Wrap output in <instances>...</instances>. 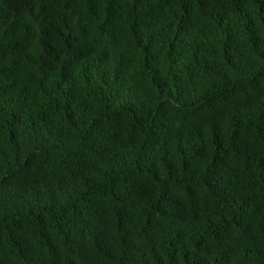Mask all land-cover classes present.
<instances>
[{
  "label": "trees",
  "instance_id": "16d2710c",
  "mask_svg": "<svg viewBox=\"0 0 264 264\" xmlns=\"http://www.w3.org/2000/svg\"><path fill=\"white\" fill-rule=\"evenodd\" d=\"M0 264H264V0H0Z\"/></svg>",
  "mask_w": 264,
  "mask_h": 264
}]
</instances>
